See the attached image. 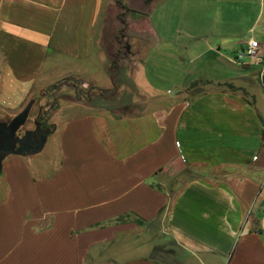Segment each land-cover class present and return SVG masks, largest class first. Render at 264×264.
<instances>
[{
  "label": "crops",
  "instance_id": "1",
  "mask_svg": "<svg viewBox=\"0 0 264 264\" xmlns=\"http://www.w3.org/2000/svg\"><path fill=\"white\" fill-rule=\"evenodd\" d=\"M122 1L193 79L152 85L143 45L117 58L107 0H0V121L65 80L117 101L59 98L44 160L3 159L0 264H264V118L237 82L260 64L235 36L264 0Z\"/></svg>",
  "mask_w": 264,
  "mask_h": 264
},
{
  "label": "rangeland",
  "instance_id": "2",
  "mask_svg": "<svg viewBox=\"0 0 264 264\" xmlns=\"http://www.w3.org/2000/svg\"><path fill=\"white\" fill-rule=\"evenodd\" d=\"M118 1L122 2V0H107V5H106V10L105 12L108 14L107 16V25H106V34L107 38L113 36L117 37H125L123 39V42L118 46V48L115 50V54L117 55V58H122L127 54V51L129 53V50L131 49L132 45L134 44L136 47L134 49V52L137 53L140 47L143 45V47H146V56H144V66H145V73L147 80L152 84V85H172L173 83L179 82L182 77H186V80H190V78H194L195 72L198 70L200 66L196 64H189L186 59L184 58H179V61L181 62L180 68L185 69V71L188 73H182L176 65V60L177 58H169V57H162L160 52L155 46L154 41H152L149 29L147 27L146 22L140 21L138 16L134 15L132 12H138L134 11L132 7H129V12H126L125 10L119 9V3ZM117 5V7H116ZM115 8V9H114ZM114 9V10H113ZM117 10L118 15L117 19L119 16H122L124 19V25L119 24L116 28H114V11ZM131 12V13H130ZM250 30L247 32V26H242L240 29H238V35L239 39L242 41H245L249 37H252L256 42H258L261 45H264V11L262 14V17L257 20L256 23L253 24V20H250ZM252 26V27H251ZM116 38V37H115ZM109 39V38H108ZM107 39V40H108ZM144 40L143 42L141 41ZM145 39L147 41H145ZM132 43V44H131ZM108 44V43H107ZM110 44L109 42L108 46L110 49ZM112 48V47H111ZM239 54V53H238ZM237 56V55H236ZM235 56V57H236ZM146 58V59H145ZM242 58V57H241ZM241 64H245V62H253L252 59L248 57H244L243 61H239ZM235 70V75L238 74V72H244V69L241 68V66H233ZM264 67L260 64L258 65H253L250 66L249 74H247V79L244 80H238L237 82L242 83V85L246 88V90L253 96L254 102H255V107L258 110V112L261 114V116L264 118ZM246 73V72H245ZM120 74V73H119ZM117 74V75H119ZM239 76V75H238ZM111 77L115 78L116 77V72L111 73ZM118 77V76H117ZM116 77V78H117ZM114 80V79H113ZM189 81H186L187 84ZM76 81H60L58 83H55L53 86L48 87L47 89L43 90L41 92V95L38 96L36 99V104L33 106L32 110L29 111L28 117L33 116L37 113H39V120H41L47 127L50 128L49 124V114L51 111L55 108L56 103L59 98H66V97H75L79 98L80 95L85 96V101L86 102H92V103H97L101 102L103 99L107 100L108 104H113L116 102H113V97L114 95L111 93L113 92L112 89H108V91H105V93L102 91H93L89 88H80L78 87L79 85H75ZM108 85H110V82H107ZM106 84V85H107ZM64 86L63 88H61ZM208 85H204L203 83H197L196 85H191L189 89H186L188 94L190 96H193L195 94H199L200 92H203L204 90H208ZM73 91V92H71ZM71 92V93H70ZM125 93V92H122ZM124 98L127 97V100H131V98L139 97L140 95L138 92H133L130 94H122ZM120 95V93H119ZM169 95H171L169 93ZM45 98V102L43 104L40 102L42 98ZM82 100L81 98H79ZM28 105V104H27ZM26 105V106H27ZM27 117V119H28ZM11 118H6L7 121H10ZM26 119V120H27ZM27 128V125L25 123L21 128L19 129L20 132H23ZM46 148H43L41 151L34 155H44L43 158L46 156L47 150ZM45 153V154H44ZM35 160V159H34ZM158 257H161V254L158 255Z\"/></svg>",
  "mask_w": 264,
  "mask_h": 264
},
{
  "label": "water",
  "instance_id": "3",
  "mask_svg": "<svg viewBox=\"0 0 264 264\" xmlns=\"http://www.w3.org/2000/svg\"><path fill=\"white\" fill-rule=\"evenodd\" d=\"M171 94H174L173 92ZM31 104H28L20 113L13 117L8 123L0 121V173L1 162L7 155L28 156L36 154L42 150L47 135L39 137L33 143L28 141L29 135L37 130V125L34 123L36 130H25L23 137H17V131L23 126L28 117Z\"/></svg>",
  "mask_w": 264,
  "mask_h": 264
},
{
  "label": "flooded vegetation",
  "instance_id": "4",
  "mask_svg": "<svg viewBox=\"0 0 264 264\" xmlns=\"http://www.w3.org/2000/svg\"><path fill=\"white\" fill-rule=\"evenodd\" d=\"M81 96H83L85 98L84 95H81ZM2 122L8 123L9 121L5 120V121H2ZM35 123L37 125V130H36L35 125H34L31 130H36V131L33 134L29 135V137H28V141H30L31 143L37 141L39 139V137H41L43 135H48L50 133V128L47 127L45 125V123H43L41 120H39V113H37V115H36ZM23 135H24V131L20 132L18 130L17 133H16V136L19 137V138L23 137ZM1 165H2V162H1Z\"/></svg>",
  "mask_w": 264,
  "mask_h": 264
},
{
  "label": "built area",
  "instance_id": "5",
  "mask_svg": "<svg viewBox=\"0 0 264 264\" xmlns=\"http://www.w3.org/2000/svg\"><path fill=\"white\" fill-rule=\"evenodd\" d=\"M259 49H260V44L258 42H256L254 39H250V41L248 43V48H247V50H246L244 55L246 57L252 59L254 63L261 64L264 67V58L261 57V55L259 53ZM241 57H242V55H239V58H241ZM78 87H80V85ZM79 97L82 100L85 99L81 95Z\"/></svg>",
  "mask_w": 264,
  "mask_h": 264
},
{
  "label": "trees",
  "instance_id": "6",
  "mask_svg": "<svg viewBox=\"0 0 264 264\" xmlns=\"http://www.w3.org/2000/svg\"><path fill=\"white\" fill-rule=\"evenodd\" d=\"M149 2H150V0H145V4H148ZM117 3H119V9L125 10L126 12L130 11L129 8L125 5V3H122L120 1H118ZM118 20L121 23V25H124V19L122 18V16H119ZM113 70H115V64L114 63L111 65V73L113 72ZM113 81L115 82V84L117 83L115 78Z\"/></svg>",
  "mask_w": 264,
  "mask_h": 264
}]
</instances>
